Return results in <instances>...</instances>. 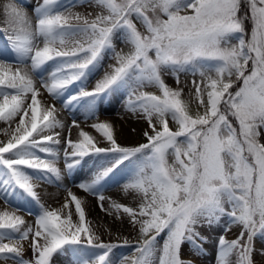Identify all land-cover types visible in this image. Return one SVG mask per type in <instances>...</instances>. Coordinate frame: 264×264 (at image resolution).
<instances>
[{"label":"snow or ice","instance_id":"snow-or-ice-1","mask_svg":"<svg viewBox=\"0 0 264 264\" xmlns=\"http://www.w3.org/2000/svg\"><path fill=\"white\" fill-rule=\"evenodd\" d=\"M0 33V264H201L211 243L214 264H264V0H35L31 14L4 0ZM113 101L146 121V142L99 120ZM89 161L74 186L133 244L99 232L64 184ZM43 184L67 193L61 208L41 203ZM30 202L34 223L18 214Z\"/></svg>","mask_w":264,"mask_h":264},{"label":"rangeland","instance_id":"rangeland-1","mask_svg":"<svg viewBox=\"0 0 264 264\" xmlns=\"http://www.w3.org/2000/svg\"><path fill=\"white\" fill-rule=\"evenodd\" d=\"M28 2H29V0H28ZM34 4H35V0H30V2L28 4V9L31 10L32 5H34ZM74 10L78 11V12L91 11V9H87V8H76ZM165 79L169 85H173L174 81H173V78L171 76H168ZM191 79L192 78L190 76L187 78H185L183 76L181 77L182 82L186 80L189 83V85H190ZM93 83H94V81H93ZM91 87H92V84H89V88H91ZM187 91H188V89H185V99H188ZM46 96H47V94H46ZM47 98H49V97L47 96ZM49 100H50V98H49ZM50 103H56L57 108L60 109L59 118H61L66 125L70 126L72 124L73 115H75L77 122L80 123L81 128H83L85 131L90 132L91 134H94L97 136L99 135L98 133H95L94 129H91L87 126L92 121L89 120V121L85 122L84 115L82 112H76L74 114L69 113V112L63 110L62 108H60V105L58 102H54V101L50 100ZM194 107H195V105L193 104V108ZM99 120L100 121L107 120L114 125L118 142L121 143L122 145L134 146V145H138L139 143L146 142L145 138L143 137V131L147 127L146 121L143 119H136L132 113L125 111L122 104L118 101H113L111 104L103 105L100 109ZM120 124H122L124 126L123 127L124 132L121 131V128L118 129ZM5 128H6V125H4L3 123H0V140H6L7 139V136H6L5 131H4ZM73 129H75V128H72V130ZM132 129H135V132H133ZM65 134L67 135V133H65ZM76 137H77V134L76 135L73 133L71 134V139L75 140ZM60 167L62 169L64 168V164H63L62 159L60 162ZM91 167H92V162L89 161L81 171L74 173L72 178L66 177L65 181H64V184L73 193H75L77 196L82 197V198H86V200H87V198H90V200H87V204H86L87 213H88L87 205L90 202L94 203L93 206H95V207H97V209H99V207L97 206V200L95 197L87 196L85 193L82 192V190H80L78 187H75L74 183H79L82 179H86L88 174H89V169ZM46 186L55 187L53 185L43 184L37 189V191L40 193V196H41V203H43L45 207H49L50 209L61 208V206L59 204H61V202H65V198L67 196V193L65 191L61 190L60 191L61 193L60 194L58 193L59 197H55V196L53 197L49 194ZM105 195L108 197H111L112 199L116 200L117 202H121V203H124L126 205H128L130 203V200L123 196V194L120 192L118 187L110 186V190L106 191ZM20 207L24 208L26 211L18 212V214L23 216L28 223H34L35 215L38 212V207L36 206V204L34 202L21 203ZM72 207L74 209V205H72ZM0 208H1L0 211H3V210H9L10 211L11 210L10 208H8L4 204L3 201H0ZM28 212H31V214H28ZM114 223H116V224H115V228L113 229V231H114L113 236L111 237L112 242H122V240L124 238H127L129 240L130 244H133L135 237H136V231L133 230L127 222H125L123 225H121L119 222H114ZM110 229L112 231L111 226H110ZM99 232L104 233L105 228H103V230H101ZM234 232H235V229L233 231H230L229 233H227V238L228 239L235 238ZM204 234L211 236L212 239L215 240V234L208 233V232H205ZM117 236H119V240H117ZM103 239L108 241L110 238L107 235H104ZM207 247H208L209 254L205 258V260L201 262V264H214L213 253H214L215 244L211 243ZM129 251H130L129 247L117 248L115 250V256L118 257L122 253H128ZM24 258L25 259L31 258V252L30 251L26 252Z\"/></svg>","mask_w":264,"mask_h":264},{"label":"bare ground","instance_id":"bare-ground-1","mask_svg":"<svg viewBox=\"0 0 264 264\" xmlns=\"http://www.w3.org/2000/svg\"><path fill=\"white\" fill-rule=\"evenodd\" d=\"M3 2H4V0H0V4H2ZM22 2L27 3V5L29 4L28 0H22ZM29 14H31V10H29ZM4 44H5V40L3 38V34L0 33V48L4 47ZM45 99L48 100L49 103H50V100H49V98H47L46 94H45ZM123 127L124 126L122 124H120V126L118 127V129L121 128V131L124 132ZM58 131H59V129H58ZM72 133L76 135L77 134V130L76 129H73L72 132H71V134ZM46 187H47V190H48V192H49V194L51 196H53V197L54 196L55 197H59L58 193L60 194L61 193L60 192L61 190H58V189H56L55 187H52V186H46ZM87 200H90V198H87ZM63 203L64 202H61V204H59V205L62 206ZM93 204L94 203H91L90 202L87 205V208H88L87 217H88V219H90L92 221V223H93L94 226H97L98 231H101V230H103V228H106V227L110 228V226H111L112 231H113V229L115 228V224H116V223H114L113 218L110 217V216H107L104 212H102L100 210V208L97 209V207L93 206ZM113 233H114V231H113Z\"/></svg>","mask_w":264,"mask_h":264}]
</instances>
